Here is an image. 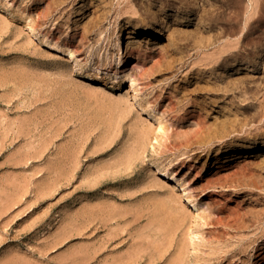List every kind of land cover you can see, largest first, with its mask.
I'll list each match as a JSON object with an SVG mask.
<instances>
[{
    "label": "rangeland",
    "instance_id": "obj_1",
    "mask_svg": "<svg viewBox=\"0 0 264 264\" xmlns=\"http://www.w3.org/2000/svg\"><path fill=\"white\" fill-rule=\"evenodd\" d=\"M35 3L0 0V264H70V247L97 251L89 264H264V0ZM178 127L189 143L165 138ZM153 161L197 197L194 224L178 187H146Z\"/></svg>",
    "mask_w": 264,
    "mask_h": 264
},
{
    "label": "bare ground",
    "instance_id": "obj_2",
    "mask_svg": "<svg viewBox=\"0 0 264 264\" xmlns=\"http://www.w3.org/2000/svg\"><path fill=\"white\" fill-rule=\"evenodd\" d=\"M34 2H35V0H34ZM46 2V0H36V7H40L41 6V4H43V3H45ZM61 2V1H60ZM51 5V4H50ZM53 5H55V4H53ZM58 6V5H57ZM53 7V6H52ZM50 8V7H49ZM53 10H54V8H53ZM52 10V11H53ZM48 11V13L51 11H49V10H47ZM51 13V12H50ZM49 13V14H50ZM47 16H48V14H46ZM28 28H29V33H30V37H34V38H38V37H40V38H42V39H44V36H43V34H42V32H41V30H38V29H35V28H32L31 26H28ZM60 32V31H59ZM61 33V32H60ZM163 34H161V32L159 31L158 33L157 32H154V31H151V30H148V31H144V30H140V29H132V30H129V32H127L126 33V36H125V40H130L131 42H133V40L134 39H141L142 41H144V42H146V43H148L149 41H154V40H156V39H160L161 37L163 38ZM60 37V36H59ZM50 46V45H49ZM60 50H59V53H62V52H64V51H62V49L60 48V47H58ZM63 48V47H62ZM167 48V47H166ZM169 48H171V45H169L168 46V48L167 49H169ZM57 49V48H56ZM132 49L131 48H129V51H131ZM58 51V50H57ZM57 51H56V53H57ZM142 52V50H139V53H141ZM66 55H68L69 57H71V58H73V52L71 51V50H69V49H67L65 52H64ZM139 55H138V59H139ZM72 63H73V67H72V69L73 68H77L78 70H80V71H82L83 70V68H82V66L80 65V64H78L77 62H76V60H73L72 61ZM141 64H142V62L141 61H138L131 69H134V68H141ZM123 65H124V62L122 61V60H119L118 62H117V68H119V69H121V68H123ZM24 66V65H23ZM106 66H108V64H103V65H101V66H99L98 67V69H100L101 67L102 68H104V69H107V68H105ZM109 67V66H108ZM23 68V67H22ZM25 68V67H24ZM26 69V68H25ZM238 69H241V68H238ZM23 70V69H22ZM21 70V71H22ZM8 72V71H7ZM2 75V74H1ZM0 75V76H1ZM72 78V77H71ZM130 85L127 87V90H126V93H130V94H132V98H134V99H137L138 100V105L139 106H141L142 107V109H143V112H146V113H152L153 112V109L151 108V107H149V105H147L144 101H143V99H142V97H140V91H139V89L134 85V82H133V80H131L130 79ZM62 93V92H61ZM60 94V93H59ZM63 95V94H62ZM68 96H71V94H69ZM90 97V96H89ZM93 98V97H92ZM91 97H90V99H92ZM96 100V101H95ZM95 107H94V111L96 110V109H98V108H100V109H98V110H96V111H98L99 112V110H105V109H109V110H111L112 109V106L113 107H115V106H118V104H122V103H118V104H115L114 102H109V101H102V100H100V99H97V98H95ZM119 100V99H118ZM125 100V99H124ZM123 100V101H124ZM69 101V99L67 100V105H69L70 104V102H68ZM122 101V100H121ZM126 101V100H125ZM92 103V102H91ZM124 103H126V102H124ZM209 104H211V102H210V100H209V98H207V97H203L202 98V100H200V105H202L203 107H205V106H208ZM128 105V104H127ZM121 106V105H120ZM119 106V108H121ZM126 106V105H125ZM129 106V105H128ZM201 106V107H202ZM92 107V106H91ZM204 109V108H203ZM121 110L122 111H124V109L123 108H121ZM104 112V111H103ZM212 112H215V110H212ZM109 113H110V111H109ZM92 114H93V112H92ZM99 115V114H98ZM106 115V114H105ZM206 115V114H205ZM108 116H111V115H108ZM117 116H118V114H117ZM113 117H114V115H113ZM111 118V117H110ZM206 118H207V116H205L204 118H202L204 121H205V123L207 122V120H206ZM76 119H78V118H76ZM201 119V120H202ZM105 120V119H104ZM202 120V121H203ZM74 121H75V119H74ZM78 121V120H77ZM111 121H113V120H111ZM114 121H116V120H114ZM160 121V120H159ZM159 121H158V124H159ZM106 122V121H105ZM116 123H117V121H116ZM107 125V124H106ZM163 123L161 122V126H160V124H159V126H158V130L159 131H161V130H163L165 127H166V124H165V126H164V128H163ZM112 127V126H111ZM143 127V126H142ZM142 127L141 128H138V131H137V134L139 135L138 136V141L139 142H141V141H143V140H145V138L147 137V131L145 130V129H142ZM113 128V127H112ZM147 128V130H148V127H146ZM163 128V129H162ZM180 127H178V129H179ZM168 129V128H167ZM166 129V130H167ZM176 130V131H171L173 134H164V132H162L164 135H165V138L166 137H169V138H173V139H175V140H182L183 142L182 143H189L190 142V137H193V134L191 133V132H188V131H185V130H182V129H179V130ZM165 129L163 130V131H165L166 133L168 132V131H166ZM208 130V129H207ZM205 131H206V129H205ZM162 134V135H163ZM163 137V136H162ZM135 139V138H134ZM133 139V140H134ZM137 140V139H136ZM106 142H108V141H106ZM133 143H134V141H133ZM143 144H144V142H143ZM98 147V146H97ZM255 148H253V147H247V148H244L241 152L239 151H233V152H231V154L228 156V158L230 159V160H234V159H240V158H243V157H247V153H251V152H253V151H255L254 150ZM71 149H69V151H67V153H66V156H68L69 157V159L70 160H72V158H74V151H72ZM123 153H126V151H123ZM246 155V156H245ZM63 156V155H62ZM75 159H76V157H75ZM112 160H113V158H112ZM127 160V159H126ZM126 160L124 161V159H123V163L125 162L126 164H127V162H126ZM73 161V160H72ZM75 161V160H74ZM73 161V162H74ZM70 162V161H69ZM78 162V161H77ZM224 162V161H223ZM75 166H76V164H75ZM261 165H258V166H256V167H254V168H252L251 170V172L249 171V174L248 175H256L259 171V169H261V168H257V167H260ZM262 167V166H261ZM71 168V167H70ZM148 171H151L152 173H154V177H155V179L154 180H152V181H150V182H148V184L149 185H147L146 187H148L149 186V188L151 189V192H153L155 195H157V196H160V198L162 197L163 199H166L167 201L168 200H170L176 193H175V191L173 190V188H169V186L168 185H172V186H176V187H178L179 188V190H180V192H181V194H182V196H184V198L186 199V202L187 203H189V204H191L193 207H194V211H195V214L192 216V222H193V224H194V222L196 221V219L197 218H199L200 217V215H199V208H198V202H197V197L195 196V194L192 192V190L187 186V184H186V182L180 177V176H178L177 175V172H173V171H170V169H169V167H166L164 164H162L161 162H159V161H153V162H150L149 163V167H148ZM229 178H230V176H229ZM246 178L245 177H241V178H238V180L239 181H244ZM249 179H250V176H249ZM247 180H248V178H247ZM245 183V182H244ZM247 183V182H246ZM157 189H159V190H157ZM162 199V200H163ZM180 209V208H179ZM181 210V209H180ZM72 226H74L73 225V223H72ZM78 229V228H77ZM70 234H69V236L70 237H72V236H78L77 238H75V239H82L83 238V236H84V233H83V229L82 228H80V230H78V231H71L70 230ZM193 232V231H192ZM192 237V236H191ZM195 239V235H194V237H192V239ZM189 239V238H188ZM185 240H183V242H184ZM187 241V240H186ZM190 241H193V240H191L190 239ZM182 242V243H183ZM189 243V241H187V244ZM193 243V242H192ZM179 245H181V243L179 244ZM186 245V244H185ZM189 246V245H188ZM185 248V247H184ZM181 249V248H180ZM183 249V248H182ZM184 251V250H183ZM98 252L97 251H93V250H91L90 248H86L85 247V249L84 248H80L79 249V247H78V250H75V249H73L72 250V248L70 247L69 248V250L67 251V259H68V261H69V263L70 264H89V263H91V259H94L95 258V256H96V254H97ZM178 255H179V253H178ZM177 255V256H178ZM183 256H185V255H183ZM178 258V257H177ZM178 261V260H177ZM179 262V261H178ZM177 262V263H178ZM174 264V263H173Z\"/></svg>",
    "mask_w": 264,
    "mask_h": 264
}]
</instances>
